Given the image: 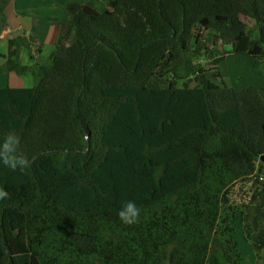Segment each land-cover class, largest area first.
I'll return each mask as SVG.
<instances>
[{"label": "trees", "instance_id": "trees-1", "mask_svg": "<svg viewBox=\"0 0 264 264\" xmlns=\"http://www.w3.org/2000/svg\"><path fill=\"white\" fill-rule=\"evenodd\" d=\"M110 1L90 20L91 0H67L33 85L0 87V154L13 135L27 161L0 158V264H240L238 209L264 252V88L219 69L227 54L262 67L264 0ZM23 38L0 56L24 75Z\"/></svg>", "mask_w": 264, "mask_h": 264}, {"label": "rangeland", "instance_id": "rangeland-1", "mask_svg": "<svg viewBox=\"0 0 264 264\" xmlns=\"http://www.w3.org/2000/svg\"><path fill=\"white\" fill-rule=\"evenodd\" d=\"M100 9H106V11L111 12L113 9L112 2L110 0H91V3L85 4L81 7L80 13L90 20H95L100 17ZM241 20L245 22L249 28H252L253 21L247 16L243 15ZM1 25L0 55L3 54L5 56L7 53L8 39L19 37L21 30L18 28V30L14 31V29L10 27V24L6 25L5 22ZM30 37L28 39L23 38L24 40H20L21 45L17 49L16 56L20 63L27 67V72L24 73V75L15 74L12 71H8L6 68H3V65H0L1 82H4L5 80L7 82L11 79V77H15L19 80H22V84L23 82L26 85H32L34 83L35 79L31 73H33V70H35V66H38L46 61L48 54H45V56H39L38 53L40 52H37L39 43L36 41L35 37ZM216 43H218L219 49L223 48L226 50L229 48L227 44L221 42L220 40H217ZM48 49L49 48L47 47V51ZM1 57L2 56H0V62L3 59ZM200 64L205 66V68L211 66L205 59L201 60ZM219 69L223 75L230 78L233 86L235 87L245 88L253 86L257 88H264V65H262V67L258 70L253 68V61L247 56L239 54H227L225 56V60L219 64ZM182 83L183 81L180 80L178 84L182 85ZM240 195L241 194L239 191H237L235 194V201L242 202ZM238 213V215L231 221L232 230L230 231V237L237 244V250L241 256L240 264H264V252L259 251L258 253H255L253 251L243 232L240 209H238Z\"/></svg>", "mask_w": 264, "mask_h": 264}, {"label": "crops", "instance_id": "crops-1", "mask_svg": "<svg viewBox=\"0 0 264 264\" xmlns=\"http://www.w3.org/2000/svg\"><path fill=\"white\" fill-rule=\"evenodd\" d=\"M66 4L67 0H10L5 8V24H10L14 31L19 28L21 30L19 34L24 38L35 37L39 43L38 47L41 49L38 55L45 56V54H49L58 39L60 34L58 22ZM4 63V59H2L0 65H3V68H5ZM5 86L26 87L31 85H26L24 82L22 84V80L11 77L7 82L6 80L0 81V87Z\"/></svg>", "mask_w": 264, "mask_h": 264}, {"label": "clouds", "instance_id": "clouds-1", "mask_svg": "<svg viewBox=\"0 0 264 264\" xmlns=\"http://www.w3.org/2000/svg\"><path fill=\"white\" fill-rule=\"evenodd\" d=\"M18 143V140L15 136L9 135L6 137L3 150L4 152L8 153L9 155L0 154V158L3 159V162L6 165H10L11 167L15 168L17 165L23 167L27 164L25 159H17L14 156H10L11 153L15 151V145ZM7 196V192L3 189H0V198H5ZM138 215V209L136 208L134 202L128 201L123 208L118 212V216L120 220L125 224H131L135 222Z\"/></svg>", "mask_w": 264, "mask_h": 264}, {"label": "water", "instance_id": "water-1", "mask_svg": "<svg viewBox=\"0 0 264 264\" xmlns=\"http://www.w3.org/2000/svg\"><path fill=\"white\" fill-rule=\"evenodd\" d=\"M259 160L262 162V164L264 165V154H261L259 157Z\"/></svg>", "mask_w": 264, "mask_h": 264}]
</instances>
